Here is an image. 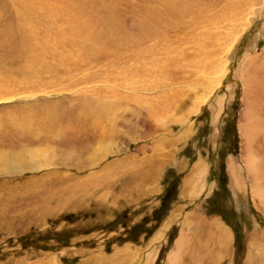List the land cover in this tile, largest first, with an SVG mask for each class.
I'll return each instance as SVG.
<instances>
[{
  "label": "rangeland",
  "instance_id": "1",
  "mask_svg": "<svg viewBox=\"0 0 264 264\" xmlns=\"http://www.w3.org/2000/svg\"><path fill=\"white\" fill-rule=\"evenodd\" d=\"M260 123L264 0H0V264H264Z\"/></svg>",
  "mask_w": 264,
  "mask_h": 264
},
{
  "label": "bare ground",
  "instance_id": "2",
  "mask_svg": "<svg viewBox=\"0 0 264 264\" xmlns=\"http://www.w3.org/2000/svg\"><path fill=\"white\" fill-rule=\"evenodd\" d=\"M244 111H245L244 120H243L244 123H242V125H240L238 129L241 133V137L245 141V145H248L250 144L253 135L256 132H258V130L256 129V120L250 115L252 110L249 104L245 106ZM257 126H259V132L260 131L264 132V126H262V123H260V125L257 124ZM244 165H247L246 168H248L247 171L249 172V174L254 176L256 172L255 163L252 160L251 153L249 155L248 154L246 155ZM229 168H230L229 169L230 172L234 175L236 173V170L235 168L232 167V164L229 166ZM198 170L202 171L200 166L195 168V171L198 172ZM254 178L256 179L257 177H254ZM235 180L237 179L234 178V184L238 186L239 182L237 180V182L235 183ZM251 193L254 198H257V197L260 198L258 201L259 202L258 204L264 209L263 207L264 206V187L255 186L254 190ZM199 227H203V233L205 234V240L199 237V235L197 236ZM185 229L188 232L187 234H185L186 233ZM189 229H194L193 237H190L192 236V234L189 233ZM184 230L185 231L182 234V237L178 243L177 252L180 255H183V257L185 256V259L189 258L191 260L190 262H192L189 264H214L217 261L220 262V259H221L220 257H223L222 255H225V253L228 250L227 247H228V242L230 238L228 237L229 233L226 234V231L224 230V228H222L217 222L212 221V222L204 223L201 225L200 223L197 222V220L189 219V220H186L184 223ZM207 262H211V263H207Z\"/></svg>",
  "mask_w": 264,
  "mask_h": 264
}]
</instances>
